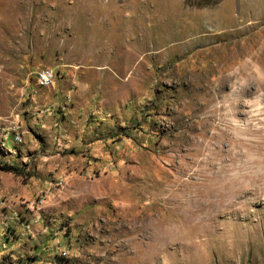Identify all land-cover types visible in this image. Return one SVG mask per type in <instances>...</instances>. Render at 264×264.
<instances>
[{
	"label": "rangeland",
	"instance_id": "1",
	"mask_svg": "<svg viewBox=\"0 0 264 264\" xmlns=\"http://www.w3.org/2000/svg\"><path fill=\"white\" fill-rule=\"evenodd\" d=\"M190 4L0 0V264H264V0Z\"/></svg>",
	"mask_w": 264,
	"mask_h": 264
},
{
	"label": "trees",
	"instance_id": "2",
	"mask_svg": "<svg viewBox=\"0 0 264 264\" xmlns=\"http://www.w3.org/2000/svg\"><path fill=\"white\" fill-rule=\"evenodd\" d=\"M219 0H190V5H193L194 7H203L206 5H212L217 3Z\"/></svg>",
	"mask_w": 264,
	"mask_h": 264
},
{
	"label": "bare ground",
	"instance_id": "3",
	"mask_svg": "<svg viewBox=\"0 0 264 264\" xmlns=\"http://www.w3.org/2000/svg\"><path fill=\"white\" fill-rule=\"evenodd\" d=\"M42 71H48V70L45 69V70H42ZM52 78H53V73H50L49 76L47 77V83H41V85L42 86H46L48 83L51 82ZM37 79H38V81H42V73L41 72H38Z\"/></svg>",
	"mask_w": 264,
	"mask_h": 264
},
{
	"label": "built area",
	"instance_id": "4",
	"mask_svg": "<svg viewBox=\"0 0 264 264\" xmlns=\"http://www.w3.org/2000/svg\"><path fill=\"white\" fill-rule=\"evenodd\" d=\"M42 73V81H36L37 85H41V83H47V77L50 73H52L51 69H48V71H40Z\"/></svg>",
	"mask_w": 264,
	"mask_h": 264
}]
</instances>
